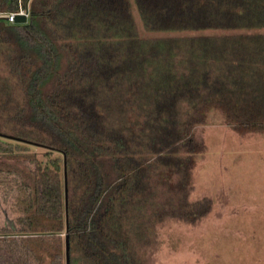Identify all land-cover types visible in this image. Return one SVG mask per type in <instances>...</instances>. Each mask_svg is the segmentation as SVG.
Listing matches in <instances>:
<instances>
[{"label":"trees","instance_id":"16d2710c","mask_svg":"<svg viewBox=\"0 0 264 264\" xmlns=\"http://www.w3.org/2000/svg\"><path fill=\"white\" fill-rule=\"evenodd\" d=\"M19 5L25 22L0 16V132L21 138L0 135V184L18 212L17 228L0 227V264H65L66 235L69 264H147L163 222L211 210L189 198L206 148L195 128L217 116L264 130V0L0 11Z\"/></svg>","mask_w":264,"mask_h":264},{"label":"rangeland","instance_id":"374dc122","mask_svg":"<svg viewBox=\"0 0 264 264\" xmlns=\"http://www.w3.org/2000/svg\"><path fill=\"white\" fill-rule=\"evenodd\" d=\"M210 121L208 129L195 128L206 145L205 160L192 169L189 198L207 196L211 210L193 223L163 222L147 264H264V130L238 133L218 125L217 116ZM2 187L0 227L17 228L14 191Z\"/></svg>","mask_w":264,"mask_h":264},{"label":"water","instance_id":"95a60500","mask_svg":"<svg viewBox=\"0 0 264 264\" xmlns=\"http://www.w3.org/2000/svg\"><path fill=\"white\" fill-rule=\"evenodd\" d=\"M13 20L15 22H25L27 20V17L25 14H15L13 17ZM0 135L6 136L8 138H14V139H21L19 137L10 135V134H4L0 132ZM23 140V139H22ZM25 141V140H23ZM63 175H64V191H65V203L67 200V178H66V168H65V160H64V168H63ZM65 264H69V243L67 239V235L65 236Z\"/></svg>","mask_w":264,"mask_h":264},{"label":"built area","instance_id":"2783aa9c","mask_svg":"<svg viewBox=\"0 0 264 264\" xmlns=\"http://www.w3.org/2000/svg\"><path fill=\"white\" fill-rule=\"evenodd\" d=\"M15 14H25L26 17H28L29 10L27 7H23L21 5L18 6L16 10L9 11V12H1L0 11V16H3L7 18L9 21H14L13 17Z\"/></svg>","mask_w":264,"mask_h":264},{"label":"crops","instance_id":"0c3cea01","mask_svg":"<svg viewBox=\"0 0 264 264\" xmlns=\"http://www.w3.org/2000/svg\"><path fill=\"white\" fill-rule=\"evenodd\" d=\"M213 123L214 122H211V121H209V122H207L206 124H203V125H201V127L203 128L202 130H205V129H208L207 127H209L210 125H213ZM218 125H220V126H223V127H225V128H228V129H230L231 130V128L225 123V122H223V121H220L219 123H218ZM207 131V130H206ZM234 131V130H233ZM206 146V145H205ZM199 160H202V162L204 163V160H205V157H203V156H200L199 157ZM198 161V160H197ZM201 162V166L203 165V163ZM197 163V162H196ZM201 166H200V168H201ZM193 188H194V186H192ZM193 193H194V191H193ZM198 196H199V194H197ZM194 196H196V195H194ZM190 197V196H189ZM200 198V197H199ZM194 200V199H193Z\"/></svg>","mask_w":264,"mask_h":264}]
</instances>
